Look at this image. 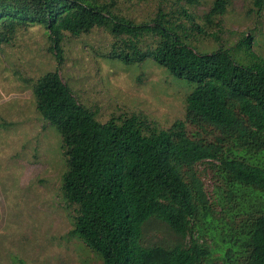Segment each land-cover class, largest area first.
I'll return each instance as SVG.
<instances>
[{"label":"trees","instance_id":"trees-1","mask_svg":"<svg viewBox=\"0 0 264 264\" xmlns=\"http://www.w3.org/2000/svg\"><path fill=\"white\" fill-rule=\"evenodd\" d=\"M228 2L213 0L206 20ZM115 7L106 0H0V49L20 30L42 25L59 60L67 36L103 28L112 57L126 64L148 57L193 84L184 119L162 129L135 113L98 121L57 68L33 82L36 110L61 138L68 235L101 264H264V58L252 51V36L242 41V62L222 47L193 46L187 30L198 26L185 9L158 6L136 22Z\"/></svg>","mask_w":264,"mask_h":264},{"label":"rangeland","instance_id":"rangeland-1","mask_svg":"<svg viewBox=\"0 0 264 264\" xmlns=\"http://www.w3.org/2000/svg\"><path fill=\"white\" fill-rule=\"evenodd\" d=\"M106 1L136 22L148 21L158 6L185 9L198 26L187 32L199 51L222 47L245 62L242 41L251 35L252 51L264 58V4L255 0H228L225 12L210 22L204 16L213 0ZM111 45L110 33L95 28L67 36L58 60L46 29L33 25L1 47L0 264H101L96 253L68 235L72 210L60 190L66 167L61 138L36 110L32 91L44 72L57 68L77 101L100 122L135 113L166 129L184 119L193 84L148 57L123 63L110 55ZM210 174L204 177L208 193L213 189Z\"/></svg>","mask_w":264,"mask_h":264}]
</instances>
